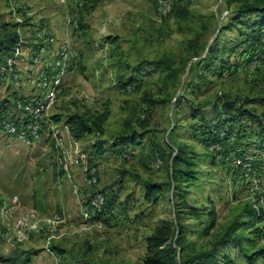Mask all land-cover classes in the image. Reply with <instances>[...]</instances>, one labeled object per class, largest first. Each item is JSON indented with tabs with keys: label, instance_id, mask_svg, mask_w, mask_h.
Listing matches in <instances>:
<instances>
[{
	"label": "rangeland",
	"instance_id": "obj_1",
	"mask_svg": "<svg viewBox=\"0 0 264 264\" xmlns=\"http://www.w3.org/2000/svg\"><path fill=\"white\" fill-rule=\"evenodd\" d=\"M255 2L0 0V34L15 31L20 51L10 66L0 58V264H144L157 229L162 264L206 252L207 264H264L248 257L264 250V216L251 212L264 210V14L238 11ZM64 48L70 65L39 135L5 132L21 115L13 98L36 95ZM238 105L255 116L228 121ZM104 110L103 134L71 136L69 116ZM146 183L160 186L155 201ZM96 193L104 210L91 207ZM30 211L39 225L20 236Z\"/></svg>",
	"mask_w": 264,
	"mask_h": 264
},
{
	"label": "built area",
	"instance_id": "obj_2",
	"mask_svg": "<svg viewBox=\"0 0 264 264\" xmlns=\"http://www.w3.org/2000/svg\"><path fill=\"white\" fill-rule=\"evenodd\" d=\"M88 0H78V5L83 6ZM20 54L19 47H15L11 57L7 60L8 65L14 57ZM69 51L65 48L58 50L53 57L48 59L45 67L39 72V75L34 84L36 95L23 96L14 100V106L21 112L18 121L12 119L2 120V127L5 132L24 139L27 137H37L42 130L43 123L49 118V111L57 101L61 91L63 79L70 65ZM37 58L35 59V62ZM56 141V146L62 147L57 139V133L53 132ZM77 148V141H75ZM158 161V160H157ZM65 174L69 177L70 172L67 164H64ZM90 182H95L94 169L90 170ZM91 207L95 211H101L104 205V197L101 193L94 194L90 199ZM264 207V205H263ZM58 216L54 217V219ZM39 225L35 212H26L21 214L16 220V226L19 229V235L24 236ZM3 234L0 233V240L3 239Z\"/></svg>",
	"mask_w": 264,
	"mask_h": 264
},
{
	"label": "trees",
	"instance_id": "obj_3",
	"mask_svg": "<svg viewBox=\"0 0 264 264\" xmlns=\"http://www.w3.org/2000/svg\"><path fill=\"white\" fill-rule=\"evenodd\" d=\"M239 13H248V12H255V13H259V14H264V3L258 2V3H246L244 5H242L240 7V9L238 10ZM18 44V37L15 31H5L2 34H0V58L2 57L3 59H1L3 62V64L6 63V59L12 55V53L15 50L16 45ZM211 51V50H210ZM191 68V66H190ZM23 96H15L13 98V100L22 98ZM5 103H3L0 106V109L2 110V106H4ZM228 106V107H227ZM228 109H231V106L229 104H226L225 106ZM235 115L230 117V120L228 121H235L238 119H241L243 117H254L255 114L249 110V109H245L243 108L241 105H238L235 108ZM109 116V111L108 110H104L102 113L96 115V116H86L84 114H72L71 116H69L66 120L68 127H69V131L71 136L75 139V140H80L86 133L90 132V131H95L98 134H103V124L104 122L107 120ZM4 117V116H3ZM259 123L262 126H264V119L263 118H259ZM229 122H226L224 124H222L220 127L221 129L218 130V132L216 133V136L213 140V143L211 144L213 148L217 149L221 148V144L223 143V139L225 136L229 135ZM263 129V128H262ZM215 133V132H214ZM212 133V134H214ZM131 138V144H134V142H132ZM238 155H243V151L244 150H237ZM97 154L98 155H102L103 154V150H97ZM156 156H158L157 153H155ZM177 154H175V156L172 158V161L175 162V158H176ZM161 192L160 190V186L158 184H153V183H146L145 184V199L148 202H152L155 201L157 199V195ZM105 209V206H103V210ZM251 212H253L255 215L257 213V218H263L264 216V210H254L251 209ZM209 217H210V225L209 227L214 226L215 224V211L211 210L209 212ZM166 241V232L161 231L160 229H157L156 233H154L150 238H149V248H150V254L147 256L144 264H162V254H164L165 252V248H161L159 249V254H155L154 252L152 253V249L155 248H159L161 245H163ZM169 248V247H168ZM264 254V250L260 249L257 252H255L254 254H252L251 256H248L249 259H252L253 255H257V256H261ZM201 257V258H200ZM194 259H201L200 264H207V263H211L213 261H211V253L210 252H206L204 254H202L201 256L194 258ZM193 259V261H194ZM192 262V260L187 261L186 263H182V264H190ZM207 262V263H206Z\"/></svg>",
	"mask_w": 264,
	"mask_h": 264
}]
</instances>
